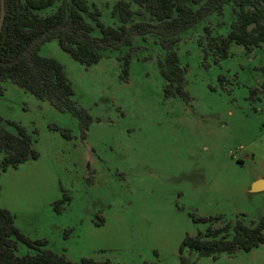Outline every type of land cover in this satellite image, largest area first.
<instances>
[{
  "label": "rangeland",
  "instance_id": "rangeland-1",
  "mask_svg": "<svg viewBox=\"0 0 264 264\" xmlns=\"http://www.w3.org/2000/svg\"><path fill=\"white\" fill-rule=\"evenodd\" d=\"M116 1L87 0L106 25L118 24ZM207 22L223 33L228 18ZM202 35L198 25L177 43L188 101L164 96V50L151 34L135 37L126 78L119 51L84 66L55 40L43 44L39 54L63 66L72 99L91 117L84 136L69 112L0 83V116L23 126L38 152L0 173V206L20 231L78 264H177L184 235L205 230L193 216H264V190H251L264 178V43L251 52L233 45L214 63L202 57ZM28 252L18 244L16 255ZM184 255L193 264H264V243L217 259Z\"/></svg>",
  "mask_w": 264,
  "mask_h": 264
},
{
  "label": "trees",
  "instance_id": "trees-1",
  "mask_svg": "<svg viewBox=\"0 0 264 264\" xmlns=\"http://www.w3.org/2000/svg\"><path fill=\"white\" fill-rule=\"evenodd\" d=\"M2 4L0 83L11 80L35 97L47 100L56 110L69 112L79 120L83 136L91 117L72 99L73 89L63 66L52 57L39 54L46 42L55 40L84 66L98 63L107 52L119 51L126 78L135 37L156 36L164 50L158 61L165 81L164 96L185 101L190 99L186 70L177 53L183 33L202 25L203 35L197 38V44L203 59L210 57L214 63L228 58L233 45L251 52L264 43V0H117L111 9L112 17L118 19L114 25L104 24L99 10L87 0H0V21ZM48 8L53 9L40 14ZM211 16L228 18L223 33H214L207 22ZM3 90L0 85V95ZM62 133L69 137L68 133ZM37 157L26 129L0 116V173ZM239 216L235 220L221 215L193 216L195 222L205 223L206 227L195 235H184L177 264H193L185 251L217 259L221 254L234 255L263 244L264 216L256 222L247 221L244 214ZM217 222L220 224L216 225ZM18 244L26 245L32 252L16 255ZM45 245V240H31L20 231L14 215L0 207V264H78L46 249ZM81 264L97 263L83 258Z\"/></svg>",
  "mask_w": 264,
  "mask_h": 264
},
{
  "label": "water",
  "instance_id": "water-1",
  "mask_svg": "<svg viewBox=\"0 0 264 264\" xmlns=\"http://www.w3.org/2000/svg\"><path fill=\"white\" fill-rule=\"evenodd\" d=\"M3 2V0H2ZM1 21H0V32H1V25H2V20H3V14H4V10H3V4H2V11H1ZM264 189V179L261 180H256L252 186H251V190L252 191H259V190H263Z\"/></svg>",
  "mask_w": 264,
  "mask_h": 264
},
{
  "label": "crops",
  "instance_id": "crops-1",
  "mask_svg": "<svg viewBox=\"0 0 264 264\" xmlns=\"http://www.w3.org/2000/svg\"><path fill=\"white\" fill-rule=\"evenodd\" d=\"M261 179H264L263 177H261V176H257L256 177V180H261ZM256 180H254V181H256ZM264 190V189H263ZM1 207V206H0ZM2 208H6V207H2ZM7 209V208H6Z\"/></svg>",
  "mask_w": 264,
  "mask_h": 264
}]
</instances>
